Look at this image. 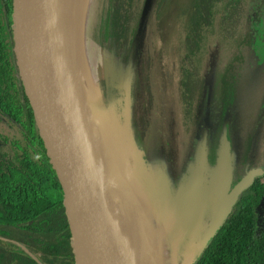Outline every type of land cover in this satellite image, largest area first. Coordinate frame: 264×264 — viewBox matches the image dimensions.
Here are the masks:
<instances>
[{
    "label": "water",
    "instance_id": "1",
    "mask_svg": "<svg viewBox=\"0 0 264 264\" xmlns=\"http://www.w3.org/2000/svg\"><path fill=\"white\" fill-rule=\"evenodd\" d=\"M90 4L88 0L83 26L76 30L73 20L68 30L58 0L8 1V50L15 88L61 195L73 264H155L131 176L121 171L117 156L101 138L94 114L73 85L66 63L73 31L88 37ZM151 4L152 0H144L138 33ZM128 81L123 90L122 126L132 116ZM215 148L209 155L208 132L203 127L192 160L174 190L163 168L150 171L138 165L144 174L141 184L147 207L162 219L172 242L182 241L180 247L188 255L193 249L187 264L203 253L241 194L262 174L259 168L250 169L232 186L233 154L226 116ZM141 178L139 172L138 184Z\"/></svg>",
    "mask_w": 264,
    "mask_h": 264
},
{
    "label": "rangeland",
    "instance_id": "2",
    "mask_svg": "<svg viewBox=\"0 0 264 264\" xmlns=\"http://www.w3.org/2000/svg\"><path fill=\"white\" fill-rule=\"evenodd\" d=\"M87 1L58 0L60 13L68 30H71L73 20H76V30L83 26ZM256 2L251 1L249 13L255 11ZM163 8H167V5L163 4L161 9ZM258 15L262 22L256 23L253 28L252 23L246 20L243 23L245 27L251 29V50L257 55H262L264 7ZM183 23V20L179 19L172 25L168 26L165 23L167 27L162 25L159 28L154 17L148 16L144 43L138 41L141 45L139 51L134 49L129 54L119 49L114 52L103 50L91 38L85 36L81 38L82 35L77 36L75 31L78 39L74 50L77 52L80 67L78 90L82 97L86 98L94 114L101 138L117 156L121 171L131 176L130 181L132 180L140 198L142 226L148 230L145 233L153 247L155 264H187L193 252L191 249L188 255L180 247L183 243L180 240L172 242L162 219L147 207L141 184L144 174L138 166L142 163L144 168L147 167L150 171L158 167L163 168L170 188L174 190L192 160L197 138L192 140L191 134L183 131L182 103L179 96L178 66L186 52ZM109 48L114 50L111 46ZM257 55L252 52L245 54L244 61L238 68H234L235 72L231 74L236 78L235 84L225 90L230 104L228 109H225L224 117L229 120L232 154L238 159L246 153L259 157V151L264 145V56L259 59ZM221 58L217 73L208 60L206 64V59H203L201 66L205 64L206 71L211 73L209 70L214 69L210 79L205 76L208 79L205 86L209 87L211 94L206 95L204 100L202 96L200 102L195 105L201 117L195 133H201L202 127L206 126L210 139L212 134L217 132V123L223 112L221 88L218 86L219 72L221 68L231 63L232 51L222 50ZM197 67L198 75H201L203 68L200 69V65ZM128 80L131 83L129 106L131 105L132 116L128 123L123 120L122 126L120 124L124 109L123 90L127 87ZM227 80L230 83L232 77L229 76ZM134 87L136 90L139 89L136 99L132 96ZM134 112L136 121L133 119ZM8 138L17 139V136L9 135ZM218 138L219 134L216 145ZM139 172L142 178L138 184Z\"/></svg>",
    "mask_w": 264,
    "mask_h": 264
},
{
    "label": "trees",
    "instance_id": "3",
    "mask_svg": "<svg viewBox=\"0 0 264 264\" xmlns=\"http://www.w3.org/2000/svg\"><path fill=\"white\" fill-rule=\"evenodd\" d=\"M248 2L152 0L148 15L154 17L159 28L179 19L184 22L186 52L178 66L181 126L186 134H191L192 140L197 138L195 131L201 122L195 106L201 97L191 94L193 82L202 84L194 67L206 52L213 66L215 61L221 65L222 50L232 51L231 63L219 72L223 112L217 132L209 138L212 153L216 149L224 109L230 104L225 90L232 88L236 80L231 74L244 61L245 54H251L249 34L241 36L239 31L240 22L248 13ZM143 4L144 0H91L86 36L106 51L119 49L126 54L132 49L139 51L138 41L144 43L147 26L146 21L138 33ZM163 4L167 8L161 9ZM229 76L232 77L230 83ZM16 113L20 124L15 134L17 139L0 137V264H73L60 192L17 99ZM133 119L136 121L135 115ZM213 160L212 156L210 163ZM263 187L264 181L257 179L241 194L223 226L193 264H264V233L254 236V208Z\"/></svg>",
    "mask_w": 264,
    "mask_h": 264
},
{
    "label": "flooded vegetation",
    "instance_id": "4",
    "mask_svg": "<svg viewBox=\"0 0 264 264\" xmlns=\"http://www.w3.org/2000/svg\"><path fill=\"white\" fill-rule=\"evenodd\" d=\"M9 0H0V137L7 138L9 135H14L17 133L18 130H20V124H18L19 115L16 113V99L19 102L18 94L15 88V83L11 71V66L9 62V50H8V26H9V16H8V5ZM251 1H257L255 5V11L253 13H247L246 18L243 19V21L240 22V29L241 36L246 34H249L250 41L252 38L251 29L244 26V20H246L248 23H252L253 26L256 25V23H261L262 20L258 15V12H261V8L264 7V0H249L248 2V10L250 7ZM247 10V11H248ZM248 18V19H247ZM255 29V28H254ZM255 31H257L255 29ZM254 55H257L252 50L250 51ZM262 55H257L258 58H262L264 56V50L261 52ZM136 55V53H135ZM206 59L210 63L209 57L206 54L201 55L199 63L195 65L194 69L197 73V76L199 77V80L202 81L199 86L197 82H193L192 88H191V94L192 97L197 98V96L200 95L203 100L206 99V95L211 94V91L209 87L207 88V85L205 86L206 80L210 79L212 71L214 72V69L219 71L220 65H215L217 62L215 61V64L211 67H208L210 69L209 73L205 70V64L201 66L203 63V59ZM197 65H200V69L203 68L202 74L198 75L199 69ZM206 71V72H205ZM208 79H206V77ZM134 93V99H136V94H138L139 89L136 90V88H133ZM211 101V99H210ZM11 104V106L8 105ZM20 104V103H19ZM8 107H6V106ZM3 106V107H2ZM6 107V108H5ZM229 106H227L225 109H228ZM5 108V109H4ZM7 109V110H6ZM224 109V112H225ZM22 110V109H21ZM134 115L136 116V113L134 112ZM224 119V117H223ZM16 126V128L14 126ZM203 128V127H202ZM208 132V129H207ZM208 147H209V155L211 153L210 150V143H209V132H208ZM263 152L259 154V157L247 155V153L243 157H239L240 159L236 158V156H233V179H232V186H234L244 175L247 171L250 169H256L259 168L262 170V174L259 177H256L254 179L253 184L257 179H261V181H264V145L262 146ZM263 179V180H262ZM252 184V185H253ZM251 185V187H252ZM249 189V188H248ZM254 214H255V232L254 236H260L264 233V187L262 188L260 192V196L257 200V203L254 208Z\"/></svg>",
    "mask_w": 264,
    "mask_h": 264
},
{
    "label": "bare ground",
    "instance_id": "5",
    "mask_svg": "<svg viewBox=\"0 0 264 264\" xmlns=\"http://www.w3.org/2000/svg\"><path fill=\"white\" fill-rule=\"evenodd\" d=\"M73 35H71V48H68V52L66 55V63H67V67L69 69V73L73 82V85H75V87L77 88L78 83H79V63H78V57H77V52H75V44L77 41V37L75 35V30L72 33ZM72 42H74V46L72 44Z\"/></svg>",
    "mask_w": 264,
    "mask_h": 264
}]
</instances>
